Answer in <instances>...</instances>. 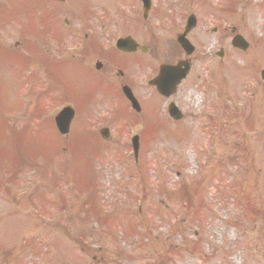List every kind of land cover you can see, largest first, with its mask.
<instances>
[{
    "label": "rangeland",
    "instance_id": "374dc122",
    "mask_svg": "<svg viewBox=\"0 0 264 264\" xmlns=\"http://www.w3.org/2000/svg\"><path fill=\"white\" fill-rule=\"evenodd\" d=\"M174 1L143 22L137 9L129 17L127 0H48L37 13L53 12V32L62 34L40 44L38 30L28 37L42 57L66 61L53 70L23 36L39 1L0 0V264H264V12L254 4L264 6L239 0L242 13L215 12L190 1L196 49L173 96L183 113L175 121L147 84L162 63L185 55L177 35L189 0ZM65 18L71 28L61 26ZM232 31L250 42L247 51L231 45ZM127 33L149 43L134 62L113 57L116 37ZM94 42L99 50L78 53ZM124 82L140 112L123 97ZM83 93L93 94L87 104ZM66 102L76 117L63 136L54 115ZM40 214L58 219L50 225Z\"/></svg>",
    "mask_w": 264,
    "mask_h": 264
},
{
    "label": "water",
    "instance_id": "95a60500",
    "mask_svg": "<svg viewBox=\"0 0 264 264\" xmlns=\"http://www.w3.org/2000/svg\"><path fill=\"white\" fill-rule=\"evenodd\" d=\"M239 41L242 42L241 40H239ZM171 68H172V71H175V73H176V76H175L176 81L174 83L170 84V81L172 80V78L168 79V82H165L162 79H159L160 81L157 80L154 82V84L157 85V87L161 93L169 94L170 91L174 89L176 83H178V81L180 79H182L185 75V73H177L176 69L174 67H171ZM163 72H164V70H162V73ZM166 89H167V91H166ZM126 94H127L128 98L133 102L134 108L139 110V104H138L137 100L135 99V97L132 96L131 92L126 91ZM173 110H174V108H173ZM171 113L176 118H179L181 116V114L177 111H172ZM73 115H74L73 110L71 108H67L61 114H59L58 117L56 118L57 124H58L59 129L62 133L68 132L69 124H70L71 119L73 118ZM101 133L104 134V136H108V130H106V129H103L101 131ZM137 140H138V138H135V148L136 149L138 148V141Z\"/></svg>",
    "mask_w": 264,
    "mask_h": 264
},
{
    "label": "flooded vegetation",
    "instance_id": "af4514ba",
    "mask_svg": "<svg viewBox=\"0 0 264 264\" xmlns=\"http://www.w3.org/2000/svg\"><path fill=\"white\" fill-rule=\"evenodd\" d=\"M169 0H164L162 6L160 5L159 3V0L155 1V0H150V10H149V13L150 11H154V9L156 8H159V9H163V10H172V4L171 3H168ZM194 4H197V9L201 8L202 9V1H198V2H194ZM175 5V4H174ZM192 7L194 8L193 4L191 3ZM159 6V7H158ZM192 7H189V9H191Z\"/></svg>",
    "mask_w": 264,
    "mask_h": 264
}]
</instances>
